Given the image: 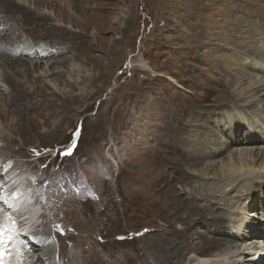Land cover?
Wrapping results in <instances>:
<instances>
[{"label": "rangeland", "instance_id": "1", "mask_svg": "<svg viewBox=\"0 0 264 264\" xmlns=\"http://www.w3.org/2000/svg\"><path fill=\"white\" fill-rule=\"evenodd\" d=\"M13 1L36 20L20 10H0V222L9 218L2 226L10 237L0 250L8 251L9 263L38 254V264H171L164 255L175 250L167 243L184 244V234L203 230L216 234L206 222L186 230V218L178 220L186 195H210L219 181L182 168L180 161L199 153L191 144L180 152L177 137L187 135L182 124L212 110L222 121L203 117L204 130L214 131L205 149L215 150L218 141L248 140L233 149L264 151L262 112L238 113L237 106L228 111L223 99L230 93L224 64L242 54L233 34L250 31L241 23L246 12L264 21V0H220L231 1L229 12L220 13L212 0ZM229 21L232 27L225 25ZM45 42L44 51L30 54ZM255 59L240 68H261L254 73L264 78V62ZM141 60L152 71L139 67ZM72 64L79 65L72 70ZM28 66L30 76L23 73ZM200 126L189 128L190 141L203 131ZM183 173L189 188L177 180ZM224 191L242 200L249 225L262 228L264 208L258 204L264 190L249 202ZM221 209L228 219L231 208ZM237 217H230L228 232L237 233ZM246 230L238 233L248 235ZM254 240L248 237L241 248L261 250L264 244L252 246ZM228 247L219 252L229 254ZM217 264L238 261L225 256Z\"/></svg>", "mask_w": 264, "mask_h": 264}, {"label": "bare ground", "instance_id": "2", "mask_svg": "<svg viewBox=\"0 0 264 264\" xmlns=\"http://www.w3.org/2000/svg\"><path fill=\"white\" fill-rule=\"evenodd\" d=\"M219 1L220 0L211 1V6L213 8H216L217 13L221 12V8L223 12H229L231 1H221L222 3H220ZM0 10H2V12L5 14L8 13L9 11L18 12L20 10V12L23 13L24 17H27L29 20H33V21L36 20L33 12H31L29 9L25 7L17 5L16 2H14L13 0H0ZM248 14H249L248 12L245 13L244 17H242L241 23L243 25H248L249 26L248 29H250V31H246L244 33L237 31L236 33L233 34V38L237 39V41H235L233 45H235L236 48L240 47L242 54L239 57V59L235 60V63L230 62L229 64L226 62L224 64V72L227 74L225 86L230 91L228 96L226 95L223 96V99L226 101L225 102L226 105L224 104L225 105L224 108L228 109L229 111L230 107L237 106L238 108L236 112L238 113H242V112L253 113L254 111L255 112L259 111V113L262 112L261 115L262 118L260 119L264 121V78L259 79L260 75L255 74L257 72H261V68H256V69L253 68L254 69L253 71L247 70L246 68L245 69L240 68L244 63L248 62V60L251 58L260 59L262 62H264V21L252 18L251 16H248ZM43 19L49 20V18L46 16L43 17ZM225 25H228L230 27L233 26L231 21H229V23L227 24L225 23ZM72 28L74 27L72 26ZM1 36L2 34H0V37ZM254 38L256 39V41H253L255 40ZM226 40L229 41V45L232 43V37L226 38ZM29 45L30 43L28 42L24 45H19V47L20 48L27 47ZM44 45L48 46L47 42L32 49H29V51H31L30 54H36V53L38 54L42 50L44 51L45 50ZM244 45H251V47L246 49ZM226 53L228 52H223L222 54L224 59L228 56V54ZM4 59L6 60V58ZM256 59L252 61L256 62L257 61ZM0 60L2 61L1 64H4V60L2 59V57L0 58ZM8 61L13 63L19 60L13 61L11 58H8ZM77 65L79 64H72V70L73 69L75 70ZM138 66L141 67L143 70L152 71V69L142 60L140 61ZM33 68L35 69V66H33ZM31 69L28 66L26 67V70H24L25 72L23 71V73L29 74L30 76ZM211 111H202L199 114L200 116L199 118L196 119L193 117V121L187 122L186 124H182L181 128H183V133L187 135L186 137L183 138L177 137V139H180L182 144V147L181 146L180 148L178 147L179 151L183 153L184 151L187 150L188 146L191 144L193 150L196 153H199L198 154L199 156L197 157H195L194 155L192 157L188 156L185 162L180 161L179 164H181L182 168L186 167L189 169H193L194 171L197 172L198 171L200 172L202 171V173L204 172L205 174H203L202 176L206 177L212 175L214 179H218L219 183L216 184L213 190H211L212 193L210 195H202V196L186 195L185 201L182 200V207L179 208L181 210H184V212L181 215V217L180 216L178 217L179 218L178 220L181 219L183 220L184 218H186V222H185L186 230L187 229L191 230L196 226V224L200 225L202 224V222H206L204 223V225H207V227H209L210 225L211 228L214 227L216 234L214 233L213 236H210V233L208 232L205 233L204 230L203 232H200L197 235L184 234L183 238L187 240L184 242V244L179 243V245H177L176 243L173 244L171 242L169 244L167 243L166 248L175 250V252H173L172 255L170 253L165 254L164 261L165 263L169 262L171 264L175 262H176L175 264H185L184 261H187L188 264L189 263L191 264L194 261H197L199 264H217L218 262L221 261V259L227 256L228 259L230 258L236 259L238 261V264L244 261L246 262V264H260V262L264 258V246L263 248L261 247L263 249L262 251L260 250V247L258 249L257 247L253 248L250 246L256 244V241L264 244V225H262V228L261 225H258L257 228L255 227L254 224L249 225L247 218L248 210H245L242 207V204H240L242 200L238 198L235 201L234 198L230 197V195L228 196L225 195L224 190L229 188L230 194H234V193L241 194L242 198H245L244 200H247L248 202L250 201L251 197L253 198V196L256 195L254 194L256 191H257L256 193H261L262 190H264V184H263L264 183V151L260 149L257 150L252 149L251 151H249V149H242V150L233 149L236 146H244V143L245 145H248V140L246 142H240L239 140H237V143H233V141L224 142V140L223 142L222 141L216 142L215 140H213L214 141L213 144L215 142L218 143V146H215L216 149L215 150L205 149L204 143L212 142L211 139L213 138L214 131L211 127L209 128L208 132H206L207 130H204L208 125H206L207 119L203 120V117H207V115L212 114V116H214L212 118L213 123L216 124L222 121L221 118L222 115L220 116L219 113H214L213 111L212 112ZM184 117L187 116L184 115ZM201 120L204 121L203 122L204 125L201 124ZM197 122H199L200 124H197ZM235 123L232 121L231 124H235ZM235 125H232L231 127H234ZM198 126H200L199 128L204 127L202 129L203 131L199 135L197 134L196 136L193 134L195 139H193V141H190L192 132L190 131L189 128L192 129L195 127L198 128ZM232 133L235 135V132L230 130L231 135ZM187 136L188 137L190 136V138H188ZM226 153L230 155L228 157L229 160L225 163L224 159L222 158L226 155ZM218 159H222L220 164L215 163L217 162ZM202 179L204 178L202 177ZM177 180L182 186L189 188L188 185L191 183V181L187 173L185 174L183 173V176ZM202 185H200L199 188H203ZM194 190H195V186L192 187L191 192H193ZM170 196L175 197L177 195L174 194L173 191H171ZM259 199L260 200L258 206L260 205L261 208H264V196L259 195ZM201 202L207 204L205 206H202L200 205ZM222 204H225V206L231 208L232 211L230 214H227L228 216L241 217V218L237 217V219L239 218L238 221L242 224V225L238 224L237 229L244 230V228H246L249 231L248 235L244 233H238V230H237L238 234L228 232L229 226L232 225L231 224L232 220L230 217H228L227 219L224 218L223 215L220 216L219 213L223 211L221 209ZM9 206L11 207L12 203H10ZM1 207L5 208V206H1ZM6 209H10V208L8 207L3 210ZM177 211L179 210L177 209ZM240 211H242L241 214L238 213ZM8 220L9 218L3 219L4 223L3 221L2 223L0 222V227L3 228L2 224H4L5 226ZM234 224L236 225V222ZM222 233H225L224 235L226 236L220 237L219 235ZM248 237H251L252 240L255 239L254 240L255 242H252V244L249 245L250 248H246L245 250H243L241 247L244 244H245L244 246H247L246 243L247 241L245 240L248 239ZM190 238H192L193 241H190L189 240ZM190 242L192 243L193 247L192 248L186 247V243H189L190 245ZM224 245H230V247H228L230 257L228 256L229 254L225 255L222 254V252L221 253L219 252L221 247ZM2 246L4 247V245ZM253 250L256 251L259 250V254H255L256 256L255 255L252 256L251 252ZM7 253L8 251L6 249L1 248L0 254H3L2 255L3 261L0 260V264H10L9 263L10 258L8 257ZM247 253H251L250 255L251 257L250 256L246 257ZM42 259H43L42 255L38 257V254H30L28 259L23 264H38L37 261H40ZM173 259H176V261L173 262ZM11 262L13 263L12 260Z\"/></svg>", "mask_w": 264, "mask_h": 264}, {"label": "snow or ice", "instance_id": "3", "mask_svg": "<svg viewBox=\"0 0 264 264\" xmlns=\"http://www.w3.org/2000/svg\"><path fill=\"white\" fill-rule=\"evenodd\" d=\"M69 153H65V155H67ZM3 197H0V200H2ZM14 227V225H13ZM8 232L11 231V229H8L7 230ZM10 237L6 234V230L2 227H0V244H6L7 243V240L9 239ZM2 255L3 254H0V260H2Z\"/></svg>", "mask_w": 264, "mask_h": 264}]
</instances>
